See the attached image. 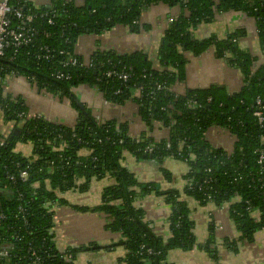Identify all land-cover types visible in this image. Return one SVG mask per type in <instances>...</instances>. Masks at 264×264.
<instances>
[{"label":"trees","instance_id":"obj_1","mask_svg":"<svg viewBox=\"0 0 264 264\" xmlns=\"http://www.w3.org/2000/svg\"><path fill=\"white\" fill-rule=\"evenodd\" d=\"M11 3L15 4V0ZM49 3V8L40 9L29 5L33 22L24 27L32 35L31 43L7 48L0 57V114L14 122V131H18V135L13 131L5 138L0 136V142L3 141L0 253L6 252L0 256V264H74L78 254L102 249L88 244L58 251L52 231L53 209L68 204L60 195L71 190L84 192L92 180L106 176L113 184L104 190L101 203L76 209L104 214L108 221L106 229L121 234L122 240L112 247H122L126 252L119 264H169L168 251H188L197 246L189 210L185 201L179 199L182 195L200 205L228 203L229 218L243 240L250 241L256 231L264 229V162L258 163V151L264 152V124L260 126L253 116L256 110L264 114V65L253 68L258 58L237 47L239 32L222 41L210 38L200 42L191 36L192 29L211 23L217 15L239 12L253 19L264 52V0H49ZM158 4L177 6L181 11L165 31L157 57L159 64L178 67L182 58L177 48L198 56L213 44L217 55L243 76L244 84L237 93L213 86L176 95L170 86L176 79L181 80L179 74L168 68L154 69L148 56L140 51L116 54L97 50L90 55L92 67L61 69L60 61L69 56L79 62L83 60L74 52L82 34H101L117 25L138 32L141 12ZM43 14L46 16L42 17ZM19 25L12 20V27ZM61 51L64 55H60ZM57 72L70 78L57 79ZM122 73L128 76L124 83L118 77ZM7 76L24 78L52 95L66 96L79 110L78 122L67 127L30 115L20 97L4 95L2 81ZM157 84L164 88L157 91ZM82 85L95 86L105 100L118 105L129 99L131 90H138L140 96L134 101L140 118L150 127L161 124L167 129V138L160 141L146 136L131 138L125 124L97 121L70 92ZM211 127L232 135L230 153L205 140ZM18 143L30 144L32 155L27 158L15 152ZM147 147L150 152L145 151ZM81 152L86 154L82 156ZM123 153L158 164L173 159L187 166L182 192L155 191L170 207L171 236L166 241L152 233L142 219V209L133 206L135 199L154 191L155 185L138 183L122 166ZM22 170L27 172L25 180L19 178ZM163 173L170 180V174L166 170ZM11 176L13 181L9 180ZM211 242L210 239L198 248L215 257L209 249Z\"/></svg>","mask_w":264,"mask_h":264},{"label":"crops","instance_id":"obj_2","mask_svg":"<svg viewBox=\"0 0 264 264\" xmlns=\"http://www.w3.org/2000/svg\"><path fill=\"white\" fill-rule=\"evenodd\" d=\"M180 14V8L177 6L152 5L141 12L138 32L132 33L124 26L116 27L106 31L107 36H103L102 42L95 43L94 39L89 42L84 40L77 42L74 52L83 59H88L97 50H111L116 54L140 51L148 56L154 69L168 68L179 74L181 80L176 79L170 86L171 92L176 95L213 86L222 87L228 93H237L244 84L243 76L238 69L231 67L225 58L217 55L213 44L208 45L198 56L177 48L176 52L182 58L178 67L175 65L169 68L167 65L159 64L157 57L165 31L170 25L168 20H176ZM164 15L166 16L163 17ZM234 32L240 34L236 42L237 47L258 58L253 63V68L264 65V52L260 47L255 23L245 14L239 12L219 14L211 23L197 25L191 30V36L200 42L210 38L222 41ZM108 34L114 36L108 37ZM95 44L100 49H95ZM20 78L7 76L2 81V90L6 96L20 97L30 115H38L51 123L67 127H73L78 122L79 110L77 111L69 101L65 103L64 97L56 99L58 95H54L56 100L48 99L43 103L39 97L42 93L41 89L23 78L27 86ZM70 92L97 121L125 124L127 135L131 138L146 136L155 141L167 138V129L161 124L154 123L150 127L142 121L138 113V105L134 101L138 96L134 89L131 90L129 99L121 105L105 100L96 87L82 85L71 88ZM6 121L9 120L4 119L0 114V136L3 138L14 131V123L7 131ZM205 140L213 147L221 148L227 153L231 152L234 141L228 131L218 127L209 128L205 133ZM17 145L15 152L27 158L32 155L30 144H24L25 146L20 148H17ZM85 154V152L80 153L82 156ZM159 165L137 159L130 153H123L122 156V166L138 183L155 185L154 191L145 192L135 199L133 206L142 209V219L148 223L152 233L166 241L171 236L168 224L170 207L155 191L176 189L182 192L186 185L183 176L187 172V166L184 162L173 159H165ZM164 170L170 174V180L165 179ZM112 184L113 180L108 176L100 180H92L84 192L71 190L60 195L67 201V205L54 206L52 231L58 251L88 244L102 246L100 250L78 254L74 264H119L126 253L122 247L112 248L122 240V236L120 233L106 229L108 221L104 214L81 212L76 209V207L99 205L104 190ZM179 199L185 201L189 210L188 216L197 246L188 251L179 249L168 251L166 260L169 264H264V229L256 231L250 241L243 240L235 223L229 218L228 203L219 206L211 202L200 205L183 195ZM210 239L212 242L209 244V249L214 251L215 257L198 248ZM108 247L111 248L106 249Z\"/></svg>","mask_w":264,"mask_h":264},{"label":"built area","instance_id":"obj_3","mask_svg":"<svg viewBox=\"0 0 264 264\" xmlns=\"http://www.w3.org/2000/svg\"><path fill=\"white\" fill-rule=\"evenodd\" d=\"M76 1V0H72ZM12 0H0V57L3 56L4 50L10 47L18 48L20 46L28 45L32 41V35L29 33L28 29H25L24 25H28L33 22V14L31 13V8L29 5H32L35 9H40L41 7L50 6L49 0H15V4L11 3ZM46 16V14L41 15ZM16 20L21 25L12 27V20ZM169 23L173 22V19L168 20ZM49 23L51 21L49 20ZM60 55H64V51L60 52ZM61 69H67L75 66H85L92 67L93 63L90 57L88 59H83L81 62L76 58L69 56L66 59H63L59 63ZM57 79L68 80L70 77L68 74H63L57 72L55 74ZM119 79H121V83L126 82L128 76L126 74H119ZM157 91H160L164 88L163 85L157 84L155 86ZM137 94L140 96V92L138 90ZM257 104H260V101H257ZM253 116L256 118L257 123L262 126L264 124V114L261 110H256L253 113ZM22 115L20 114V118ZM37 117H40L37 115ZM0 145H3V141L0 142ZM146 152H150L151 149L147 147L145 149ZM259 159L258 163L264 162V152L262 150L258 151ZM27 177V172L25 170L20 171L19 178L21 180H25ZM10 181L14 180V177L11 176L9 178ZM20 199V198H19ZM148 254H151V250H147ZM6 255V252L0 253V256ZM32 255H35L32 253Z\"/></svg>","mask_w":264,"mask_h":264},{"label":"rangeland","instance_id":"obj_4","mask_svg":"<svg viewBox=\"0 0 264 264\" xmlns=\"http://www.w3.org/2000/svg\"><path fill=\"white\" fill-rule=\"evenodd\" d=\"M166 15H164L163 17H165ZM116 27H122V26H120V25H117V26H115V27H113L112 29H114V28H116ZM111 29V30H112ZM108 32H104V33H101V34H95V33H85V34H82L79 38H78V41L77 42H80L81 40H84V41H86V42H89V40H91V39H94V41H95V43H97V42H102V41H104L103 39V36H105L106 34H107ZM132 33H134V32H132ZM109 35V34H108ZM107 36V35H106ZM114 36V34L113 35H109L108 37H113ZM95 49H100V47H97V44H95V47H94ZM20 80L22 81V83H26L25 82V80L23 79V78H20ZM27 84V83H26ZM25 84V85H26ZM23 85V84H22ZM27 86H28V84H27ZM26 86V87H27ZM30 86V85H29ZM87 86V85H86ZM91 87H95V86H91ZM41 95H39V97H40V99H42L43 100V103L44 102H46L48 99H55L54 98V95L53 96H50V95H52V94H50V93H48L46 90H43V89H41ZM38 97V96H37ZM61 96H57L56 97V99H61L60 98ZM62 97H64V102L66 103V102H68V98L66 97V96H62ZM55 99V100H56ZM14 122H12V121H6L5 122V124L8 126L7 127V131H9V128H10V126H12V124H13ZM7 134V133H6ZM22 146H25L23 143H18V145H17V148H20V147H22ZM16 147V146H15ZM142 160H147V161H149V162H153V163H155V164H157L158 166H160L158 163H156L154 160H150V159H142ZM161 198H163V197H161ZM164 200V199H163ZM166 204V203H165ZM85 246H87V245H85ZM102 247V246H101Z\"/></svg>","mask_w":264,"mask_h":264},{"label":"water","instance_id":"obj_5","mask_svg":"<svg viewBox=\"0 0 264 264\" xmlns=\"http://www.w3.org/2000/svg\"><path fill=\"white\" fill-rule=\"evenodd\" d=\"M14 133H15V135H18V131H15Z\"/></svg>","mask_w":264,"mask_h":264}]
</instances>
